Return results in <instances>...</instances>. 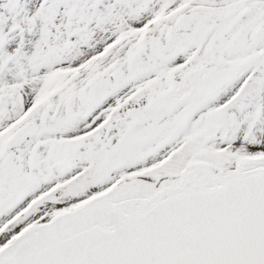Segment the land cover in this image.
<instances>
[{
  "label": "snow or ice",
  "instance_id": "snow-or-ice-1",
  "mask_svg": "<svg viewBox=\"0 0 264 264\" xmlns=\"http://www.w3.org/2000/svg\"><path fill=\"white\" fill-rule=\"evenodd\" d=\"M0 264H264V0H0Z\"/></svg>",
  "mask_w": 264,
  "mask_h": 264
}]
</instances>
